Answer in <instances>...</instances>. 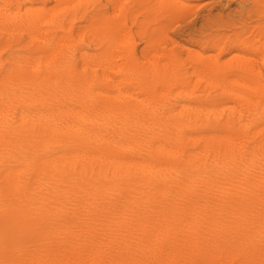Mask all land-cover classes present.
Listing matches in <instances>:
<instances>
[{
  "label": "bare ground",
  "instance_id": "1",
  "mask_svg": "<svg viewBox=\"0 0 264 264\" xmlns=\"http://www.w3.org/2000/svg\"><path fill=\"white\" fill-rule=\"evenodd\" d=\"M129 1L127 3H129ZM48 2H50V1L48 0ZM104 2H103V4H104ZM260 2H262V1L261 0H254V7H253L254 9L250 8V11L252 12L251 9H253L256 13L258 11L264 12V4L259 5ZM83 3H85V2H83ZM96 3H97V0H96ZM193 3L188 1V0H138V5H140L142 7L146 6V7L150 8L152 6V7L159 8L160 10L161 9L166 10L163 13L162 19H164L166 21L169 20V21H167L168 23L165 21L166 24L162 23L163 24L162 26L160 25L162 28H165V29L167 26L172 25L174 21L183 20L184 18H186L187 16L192 14L194 12L192 7L195 4V3L194 4ZM22 4L23 3H21V5ZM108 4H111V3H108ZM92 5H93V3H92ZM100 5H101V3H100ZM22 6H24V4ZM47 6L48 5H46V7ZM105 6H108V5L105 4ZM110 6H112V5H110ZM15 7H18V6H15ZM84 7H85V5H84ZM196 8H195V10H196ZM105 9H106V7H105ZM123 9H124L123 11H125V8H123ZM100 10H101V8H100ZM120 10L122 12V9H120ZM140 10H142V9H140ZM148 10H146V11H148ZM79 11H77V12H79ZM82 11H83V9H82ZM68 12H69V10H68ZM88 12H89V10H88ZM92 12H94V11L92 10ZM115 12H116V10H115ZM241 12H242V10H240V14H241ZM107 13H109V12H107ZM56 14H58V13L56 12ZM69 14L72 15V12ZM252 14H253V12H252ZM17 15H19V14H17ZM135 15H137V14H135ZM109 16H110V14H109ZM113 16H115V15H113ZM62 17H64V15ZM122 17L123 18L121 21V25H122L121 29L124 28V30H125V25L127 24L130 17L127 14L122 15ZM220 17H218V18H220ZM256 17L258 18V16H256ZM89 18H87V19H89ZM132 18H133V16H132ZM189 18H190V16H189ZM195 18H196V16H195ZM156 19H158V17ZM187 19H188V17H187ZM243 19L244 18H242V20ZM59 20L60 19H58L56 21H59ZM132 20H134V19H132ZM68 21H69V19H68ZM73 21H74V18H73ZM107 21H109V20H107ZM139 21L141 22V20H139ZM219 21H220V19H219ZM222 21H223V19H222ZM153 22H154V20H153ZM228 23H230V22H228ZM84 24H86V23H84ZM147 24L148 23H146V25ZM68 25H70V24H68ZM71 25H72V23H71ZM146 25H145V27H146ZM238 25L239 24H237V26ZM94 26L96 27V24ZM98 26H99V24H98ZM108 26H110V25H108ZM150 26H152V24ZM57 27L59 29L60 26H57ZM128 27H130V25ZM217 27H219V26H217ZM34 28H35V26H34ZM79 28H82V27H79ZM104 28H102V29H104ZM107 28H109V27L106 26V29ZM254 28H256V27L254 26L252 30H254ZM60 29H62V28H60ZM72 29L74 30L75 28H72ZM82 29H86V28H82ZM98 29H100V28H98ZM144 29L145 28H143V30ZM137 30H139V29H137ZM154 30L155 29H153V31H150V32L152 33V32H154ZM164 30H163V32H164ZM168 30H170V29H168ZM229 30H231V29H229ZM62 31H61V34H62ZM69 31L71 32V29H69L67 32H69ZM140 31H141V29H140ZM160 32H162V31H160ZM239 32H238V34H239ZM4 33H6V32H4ZM33 33H34V31H33ZM73 33H75V32H73ZM141 33L142 32H140L139 34H141ZM207 33H210V32L208 31ZM215 33H216V31H215ZM255 33H256V31H255ZM260 33H261V30H260ZM260 33L258 32L257 34L260 35ZM6 34H8V33H6ZM102 34H104V33H102ZM113 34H114V32H113ZM163 34H161V35H163ZM227 34H229V33H227ZM65 35H66V33H65ZM86 35H88V33ZM134 35H135V32H134ZM144 35H146V34H144ZM156 35L158 36V32H157V34H155V37H156ZM221 35H222V33H221ZM259 35L257 38H259ZM261 35H262V33H261ZM93 36L95 37V35H93ZM153 36H154V34H153ZM145 37H143V39ZM169 38H170V40H173L172 37H169ZM174 38H176V37H174ZM248 38L249 37L242 39L237 44L241 45V44H245V43L249 42ZM54 39L55 38L53 36L49 37V40H50L49 42H51V43L54 42V46H55V41H53ZM80 39H82V38L80 37ZM162 39H164V38H162ZM134 40H135V37H134ZM215 40H217V39H215ZM215 40H213V41H215ZM96 41H98V40H96ZM112 41H114L113 42L114 44L110 50L108 49L110 51L109 52L110 56H109V58L106 59L107 62H105L106 60H104L105 64H108L110 69H112V71H113L112 73H109V74H106L105 76H103L104 79H106L107 81L110 80L109 83L111 82V80L114 81L113 80L114 78L116 79L115 74H113V73L122 71L125 68V66L129 65L130 62H132L133 60H135V61L137 60L136 58L134 59V57H137V56H135V48L133 47L134 44L131 43L132 39H131V42H129V39L126 42L124 41V39H121V41L124 42V44H122V45H119L118 41H115V40H112ZM161 42H160V46H161ZM167 42L168 41L166 40V43ZM45 43H47V42H45ZM163 43H165V42L163 41ZM47 44H49V43H47ZM86 44H84V47ZM131 44H133L132 47L128 48L129 46H131ZM179 44L181 45L182 42ZM207 44H208V41H207ZM157 45H159V44H157ZM180 45H178V46H180ZM210 45H211V43H210ZM218 45H219V43H218ZM185 46H186V44H185ZM46 47H48V46L46 45ZM76 48H77V46H76ZM155 48L156 47H154L153 51L155 50ZM164 48H166V47H164ZM171 48H174V50H175L174 46ZM188 48L186 46V50ZM70 49H72V48H70ZM77 49H79V48H77ZM82 49H83V47H82ZM94 49H95V47H94ZM101 49H102V47H101ZM168 49H167V51H168ZM258 49H259V45L257 43H254L253 51L258 52ZM44 50H46V48ZM79 50H81V49H79ZM39 51L41 52V50H39ZM63 51H66V50H63ZM81 51H83V50H81ZM88 51L90 52V49H88ZM91 51H93V49ZM195 51H197V50H195ZM233 51H235V50H233ZM141 52H142V50H141ZM162 52H163V50H162ZM184 52H185V50H184ZM228 52H227V54H228ZM23 53H26V52H23ZM75 53H76V51H75ZM145 53L146 52H144V55H145ZM194 53H196V52H194ZM71 54H73V53H70V56H71ZM81 54H84V53L82 52ZM94 54H95V52H94ZM163 54H164V52H163ZM237 54H241V53L237 52ZM18 55H20V54H18ZM93 55H91V56H93ZM122 55H125V58H126V60L124 62H121L120 58H119V56H122ZM139 55H140V53H139ZM177 55H178V53H177ZM177 55H173L171 57V59L168 58V59H170V61H168L165 64V66L162 70L165 71V73L166 72L171 73V77H170V79H168V83H167L168 86H170V91H168V92L173 93L174 91H178L176 96H178V94L182 96V94H183L182 92H184V90H185L186 76L185 77L182 76L184 65L181 64V61L180 62L178 61ZM180 55H178V57ZM62 56L64 58V55H62ZM96 56L97 55H95V57ZM186 56H188V55L186 54ZM193 56H191V57L193 58ZM79 57H81V56H79ZM247 57H250V56H248V54H247ZM60 58H62V57L60 56ZM73 58H76V57H73ZM94 58H93V60L95 61V63L99 62V61L95 60L97 58H95V59ZM146 58H148V57H146ZM153 58L155 59V57H153ZM158 58L159 57H157V59ZM232 58H234L233 63L231 62V63H226V64L222 65L220 62L221 61L220 60V53H218V52H217V54H213V53L207 54V53H202V52L198 53V57H197L198 60H196L194 62H198V61L201 62L202 61V63H203V61L205 60V61H207V63H204L201 67L197 64L199 67H195V71L199 75H206L207 74L209 76H212L215 78V80L217 77H220L221 80L223 82H226L227 84H228L227 81L230 77H234V79H232L234 81L247 82V83H245L247 89L244 87L245 85L242 84L243 87L245 88V90L241 91L242 92L241 95H243V97H244V95L247 94V96L245 95L247 102L249 100L251 102H253L255 104L254 106H256L257 109L259 107L263 106V112H264V83H263L264 81H262V78H264V56L261 59H255V58H252V55H251L250 58H247V59L243 58L241 60H238L237 62H235V57H232ZM7 59L8 58H6V61H7ZM77 59H82V58H77ZM149 59H150V57H149ZM227 59H226V61H227ZM102 60H103V58H102ZM102 60H100L101 61L100 63L103 62ZM16 61L18 62V60H16ZM41 62H44V61H41ZM48 62H50L49 59H48ZM83 62H85V60ZM138 62H139V60H138ZM139 63L141 64V61ZM153 63H155V62H153ZM161 63H162V61H161ZM222 63H225V62H222ZM0 64H2V63H0ZM59 64H61V63H59ZM131 65L132 64H130V66ZM141 65H139V67ZM143 65H145V64L143 63ZM7 66H9V65H7ZM28 66H29V64H28ZM86 66H88V68H89L90 65H86ZM151 66L152 65H150L149 68ZM189 66H192V65H189ZM54 67H56V66H54ZM156 67H157V65H156ZM94 68H96V67H94ZM128 68H129V66H128ZM128 68H127V70H129ZM82 69H83V63H82ZM102 69H103V67H102ZM102 69H101V71H104V69L103 70ZM73 70H75V69H73ZM144 70H146V68ZM184 70L187 71L188 69H184ZM67 71L68 70H66L65 72H67ZM147 71H148V69H147ZM147 71H145V72H147ZM45 72H46V70H45ZM45 72L43 71L44 74H45ZM47 72H48V70H47ZM69 72L70 71H68V73ZM73 72L74 71H72V73ZM80 72H79V75H80ZM106 73H108V72H106ZM170 73H169V75H170ZM245 73L256 75L258 77H255V79H247L245 81L241 80L242 79L241 77H243V75ZM47 74L48 73H46V76H47ZM92 74H94V73H92ZM187 74H185V75H187ZM191 74H192V72H191ZM53 75H55V74H53ZM73 75H75V74L73 73ZM125 75H127V74H125ZM162 75H164V74H162ZM162 75H161L160 79H162ZM48 76H50V75L48 74ZM92 76H94V75H92ZM150 76H151V74H150ZM245 76H246V74H245ZM74 77H76V76H74ZM79 77H76V78H79ZM97 77H99V76H96V78ZM139 77H141L140 74H139ZM14 78H13V80H14ZM43 78H45V77L43 76ZM43 78L40 77L39 80H42ZM52 78H53V76H52ZM52 78L50 80H53ZM56 78H57V76H56ZM66 78H67V75H66ZM86 78H87V76L85 77V79ZM100 78H102V77L100 76ZM151 78L152 77H150V80H151ZM166 78H169V76H166ZM243 78H245V77H243ZM31 79H33V78H31ZM62 79H60V80H62ZM68 79L71 80V78H68ZM73 79H75V78H73ZM87 79L91 81V79H89V78H87ZM118 79H120V78H118ZM152 79H154V77ZM39 80H37V81L41 82ZM77 80L79 82L80 79H77ZM106 80L104 81L102 78L101 81L106 82ZM156 80H157V78H156ZM196 80H198V78ZM28 81H29V79H28ZM55 81H57V79ZM58 81H59V78H58ZM97 81H98V79H97ZM161 81L163 82V86H165L166 84L164 85V80H161ZM8 82H9L8 76H4L2 79L0 77V86L5 85ZM82 82H83L82 84L85 83L84 81H82ZM86 82H88V81H86ZM144 82H145L144 83L145 86H148V87L144 86L145 87L144 91H146V92L148 91V93L151 95V97H150V95H146V92L141 90L142 88H140L141 91H138V86L135 84L132 86L131 84H129L128 81H126V83H127L126 86L123 85L122 80H118L116 82H113V84H112L113 88L111 87L112 89L109 88V90H106V91L105 90H101V91L93 90L94 87H96L100 84V83H98V84L93 83L87 87L86 92L83 91L85 93H82V92L80 93V94H82V99L80 100V103H77L81 106V108L79 110H76L77 105H74L76 102H78L77 100L79 99L78 95H76L74 97H70L68 99L58 101V102L64 103V105L67 107L65 109L61 108L62 110L60 113L55 114L56 113L55 110L54 111H49V110L46 111L45 110L46 112L43 111L38 116H33L31 114L30 110H27L26 108L23 109L24 107L21 108V106H24L26 104H30V102H28V100H26V99L23 100L22 98H21L22 99L21 100L18 97V95H16V94L11 93V92L10 93H7V92L4 93V91H3L5 96H7V97H5L4 94L0 91L1 94H3V96H4V98H1L2 96L0 95L1 96L0 97V124H1L0 125V166L1 165H5V166L7 165L8 168L5 167L6 170H11V168L14 170L13 174L11 173L9 178L7 176L2 178L3 181L8 179L10 184H12V188H13L12 192H7V190L4 189L6 187L2 188L4 190H3V193L1 196L2 205H0V208H1L0 209V224H1V227L4 228L9 233V235H7L8 237H7V241H6L8 244V255L6 256V261H4L5 264H224V263L232 264L235 262L237 257H238V259L242 258V257H243V259L246 258L245 260H248L249 258L252 257V256L249 257L251 252L249 253V251L246 249V247L248 246L249 236L244 235L242 233L231 235L230 233H227V232H230L232 230L231 232L233 234V232H234L233 230H235V229L241 230V229H246V228H248V229L254 228L255 229L256 227H259V226L264 227V136L261 137V135H260L261 132H256L254 134H251L250 131L248 130L249 128L247 127L248 123L249 122L251 123V120L254 119L253 116H255V115L252 116L253 119L248 118V120L247 119L245 120V118H243V116H242L243 114L240 115L239 113H238V116H236L237 115V113H236V115H234V116L232 115V116L228 117L229 122L233 121V122L238 123L240 125V129H241L240 131L218 132L220 129L218 131H214L211 128L213 130V132L210 130L211 133L209 132L208 134H206L203 131L202 135L194 136L192 134H195V132L192 129H194L197 125H199V128H200V126L201 127L206 126L209 123H203L202 122L199 124L198 119L195 118V116H192L193 114L192 115L188 114L187 116H185L184 110H188V108H190L191 101H188V99H186V100L185 99H181V100L177 99L174 102H170L171 103L170 104L168 100H169L171 95L169 96L168 93H167L168 95H164L165 93L163 94V97L165 99H163V98L157 99V98H155V94H154V96L152 94H153V91L158 88V85L152 83L153 81H151V83H150L149 80L144 81ZM154 82H155V80H154ZM162 82H161V84H162ZM203 82H205V81H203ZM27 83H24V84H27ZM79 83H81V82H79ZM31 84H32V82H31ZM10 85H12V84H9V86ZM16 85H18V84L16 83ZM47 85H48V83H47ZM86 85H88V83H86ZM140 85H142V84H140ZM208 85H211V84H208ZM242 85H240V86H242ZM32 86H31V88L33 89ZM45 86H46V84H45ZM79 86L81 89L82 88L81 85H79ZM84 86H85V84H84ZM222 86H223V84H222ZM36 87H37V85H36ZM61 87H63V86H61ZM99 87H100V85L98 86V88ZM192 87H193V85H192ZM217 87H219V86H217ZM228 87H226V88H228ZM209 88H210V86H209ZM216 88H215V91H216ZM222 88H221V90H217V91H222ZM226 88L225 89L223 88V89L226 91L227 90ZM251 88L253 89V92L249 91V90H252ZM51 89H53V88H51ZM57 89H59V88H57ZM80 89L77 88V90H80ZM150 89L153 91H151ZM23 90L21 91L22 93H23ZM35 90H37V89H35ZM42 90H43V88H42ZM42 90H40V91L42 92ZM92 90L94 92L97 91L98 93H102L101 95H103V97H101V98L95 97L94 95H92ZM234 90H236V89H234ZM202 91H203V89H202ZM38 92L39 91H37V94H38ZM157 92H159V90ZM190 92H191V90H190ZM207 92H209V90ZM56 93H57V91H56ZM161 93H158L156 95H158V97H159V95ZM213 93H211V94H213ZM217 93H220V92H217ZM37 94H36V96H38ZM72 94L73 93H71V95ZM186 94H187V92H186ZM205 94H207V93L205 92ZM64 95H63V97H64ZM193 96L197 97V95H193ZM26 97H27V95H26ZM51 97H53V96H51ZM51 97H49V98H51ZM153 97H154V99H153ZM194 97H192V98H194ZM233 97H235V95ZM247 97H248V99H247ZM23 98H24V96H23ZM57 98L59 99V97H57ZM183 98H185V97H183ZM187 98H188V96H187ZM202 98H204V97H202ZM230 98H232V96ZM235 98H237V96ZM249 98H251V99H249ZM161 99H163V100H161ZM198 99H200V98H198ZM243 100H244V98H243ZM246 100H244V101H246ZM166 101H168V102H166ZM198 101H200V100H198ZM206 101H207V99H206ZM208 101H210V100H208ZM211 101H212V98H211ZM217 101H220V100H217ZM224 101H226V100L224 99ZM232 101H233V99H231L230 103ZM244 101H242V102H244ZM175 102L177 104L181 105L180 110H178L179 108L177 107L178 108L177 112L175 109H174L175 111L173 110V106H172V104L176 105ZM201 102H202V99H201ZM36 104H38V103H36ZM226 104H228V103H226ZM246 104L249 107L250 104H248V103H246ZM244 105H245V103H244ZM46 106H47V104H46ZM65 106H63V107H65ZM201 106H203V105H201ZM210 106L211 105H209V107ZM212 106H216V105L213 104ZM147 107H149L150 109L148 110V112L145 113L144 111ZM203 107L205 108V106H203ZM204 108L201 107L200 110L202 111V109H204ZM229 108H231V107H229ZM232 108H234V107H232ZM243 108L245 110H249L248 108L246 109V106ZM254 108L255 107H253V111L255 110ZM34 109H36V108H34ZM193 109L195 110V108H193ZM196 109H197V107H196ZM207 109L203 111L205 115L207 114V112L205 113V111H208ZM209 109L211 110L213 108H209ZM217 109H215V110L213 109L215 112L214 111H212V112L215 114ZM223 109L221 110V112L223 111ZM190 110H188V111H190ZM137 112L141 114V116L138 119L134 118V115ZM217 112H219V111H217ZM249 112H250V110H249ZM254 112H255L254 114H256V111H254ZM64 113H66V114L67 113H76L77 115H79V119L74 120L69 115L65 116L66 114L64 115ZM148 113H149V115L151 114V116H149ZM258 113H260V112H258ZM140 114H137V115H140ZM244 114H246V113H244ZM137 115H135V116H137ZM215 115H217V114H215ZM197 116H199V115H197ZM206 117H210V115L205 116V118ZM211 117H212V115H211ZM249 117H251V116H249ZM77 118H78V116H77ZM217 118H216V120H217ZM225 118H227V117L225 116L224 119ZM135 119H137V121H134ZM202 121H204V120H202ZM207 121H210V120H207ZM207 121H205V122H207ZM254 121H255V119H254ZM199 122H201V120H199ZM215 125H216V123H215ZM197 127L195 129H197ZM257 128H259V127H257ZM261 128H259V129H261ZM152 129H157V131L159 130V132H160V133L157 132L158 137L154 140L151 138L152 137L151 133L153 132ZM256 129H255V131H256ZM250 130H251V128H250ZM190 131L191 132L193 131L192 134L190 133ZM198 131L200 132V130H198ZM206 132H208V131H206ZM263 135H264V133H263ZM51 151H53V152H51ZM46 155H48L47 159L44 160L46 163V168H44L45 171L44 172L42 171V173H43L42 174L40 172V169L38 168V163L41 159L45 158ZM41 165H42V163H41ZM2 169H3V167H2ZM5 172L6 171H4L3 174ZM8 173H10V172L8 171ZM50 179L52 181H50ZM6 184L9 185L8 183H6ZM189 220H191V227L192 228L197 227V226H202V228L204 227V228H207L210 230H214L212 232L213 233L215 232L214 233L215 235H213V234L212 235H202V236L198 235L196 237L195 236H185L183 238L170 237L167 239H163L164 237H160L162 239H158V241H156V242H158V245H155V247L150 248L148 253H146V254L143 252L144 254H142V255L139 253H134V252L127 253L125 251H122L119 247H117L120 245H116V248H119L116 251L112 249V246H113L112 243L115 240H117L114 237L115 231L117 233L119 231H121L122 229H134V231H135V229H137V228L141 229V231H148L149 229H161L163 231H168V227L170 224H177L178 226H176V227H180V225H182L185 221H189ZM261 231L262 230H260V232ZM196 232H198V231H196ZM212 232H210V233H212ZM251 233H253V232H251ZM133 235H135V234H133ZM137 236H138V234H137ZM118 238H120V237H118ZM131 238H130V243L132 241ZM127 240H128L127 242L129 243V239H127ZM257 241H259V240H257ZM121 242H123V238H122V241H119L117 243H121ZM134 242H135V240H134ZM126 243H124V244H126ZM131 245L132 244H130V246ZM160 245H162L163 247H160ZM237 246H239V247L236 249ZM234 247L237 250V252L234 251ZM161 249H163V250H161ZM253 249L255 250L256 248H253ZM136 252H138V251H136ZM257 253L260 254L259 252H257ZM240 260H242V259H240ZM247 262H249V261H247ZM247 262H244V264H247ZM250 262L254 263L255 261L254 262L250 261ZM236 263H237V260H236ZM240 264H242V263H240ZM259 264H262V263H259Z\"/></svg>",
  "mask_w": 264,
  "mask_h": 264
},
{
  "label": "rangeland",
  "instance_id": "2",
  "mask_svg": "<svg viewBox=\"0 0 264 264\" xmlns=\"http://www.w3.org/2000/svg\"><path fill=\"white\" fill-rule=\"evenodd\" d=\"M0 77L1 79L4 77V76H8L9 78V82L5 85H1L0 86V91L3 93L7 92V93H14L16 95H18V97L21 99H26L28 100V102H30V104H26L24 106H21V108L23 109H27V110H30L31 114L33 116H38L41 114V112H46V111H54L55 110V114L57 113H60L62 109H65L67 108L64 103L62 102H58V101H62L64 99H68L70 97H74L76 95H78V102H76L74 105H77V108L76 110H79L81 108V106L77 103H80V100L82 99V94H80L81 92L82 93H85L86 92V89L88 86H90L91 84L93 83H100V87L98 88V86L94 87L93 90H97V91H101V90H109L112 89V84L113 82H116L118 80H122V83L124 86H126V81L129 82V84H131L132 86L135 84L138 86V91H144L145 87H148V86H145V82L144 81H147L149 80L150 83L151 81H153L152 83L154 84H157L158 85V88L156 90H151L153 91V96L155 94V98H163V94L164 95H168L170 96L169 98V103L170 102H174L175 100L177 99H188V101H191V104H190V108H188V110H184L185 112V116H187L188 114H193L192 116H195V118L198 119V123H209L208 125L206 126H200L199 128V125H197V129H192L194 130L195 134H192V132L190 131V133L194 136H198V135H202L203 134V131L204 133L208 134L209 132L211 133V131L213 132L214 131H219L218 132H228V131H240V125L238 123H235L233 121H230L229 122V118L230 116H238V113L240 115L243 116V118H245V120L248 118H252L254 117L253 120H251V123L249 122L248 123V130L250 131L251 134H254L256 132H261V137L264 136L263 133H264V112H263V106L259 107L258 110L256 106H254L255 104L253 102H251L250 100L247 102L246 100V97L245 95L247 96V94L244 95H241V91L245 90L246 88V85L245 83L247 82H238V81H234L232 79H234V77H230L228 79V84L226 82H223L221 80L220 77H217L216 80L214 77L212 76H209V75H199L197 74V72L195 71V67H201L204 63H207V61H198V62H194L197 59L198 57V53H207V54H217L220 53V62L221 64H226V63H233L234 62V58L232 57H235V62H237L238 60H241V59H247V58H250L251 55H252V58H255V59H261L263 56H264V12L263 11H258L257 13L253 10L254 8V0H188L190 2H194L193 4V10L194 12L192 14H190V18L189 16L188 19L187 17L184 18L183 20H180V21H172L173 24L170 25V26H167L166 29L165 28H162L161 26L163 25L162 23L166 24L164 19H162V16H163V13L164 11L166 10H160L159 8H156V7H146V6H140L138 5V0H97V3H96V0H49L50 2H48V0H0ZM3 1V2H2ZM33 1V2H32ZM46 1V2H45ZM82 1V2H81ZM105 1V2H104ZM129 1V3H127ZM262 2L259 3V5L261 4H264V0H261ZM67 2V3H66ZM79 2V3H78ZM81 2V3H80ZM85 2V3H83ZM93 5H92V3ZM104 2V4H103ZM115 2V3H114ZM133 2V3H132ZM135 2V3H134ZM8 3V4H7ZM21 3L24 4V6L21 5ZM27 3V4H26ZM38 3V4H37ZM70 3V4H69ZM101 3V5H100ZM108 3H111V4H108ZM197 3V4H196ZM3 4V5H2ZM10 4V5H9ZM58 4V5H57ZM61 4V5H60ZM69 4V5H68ZM108 5V6H105ZM2 5V6H1ZM46 5H48L46 7ZM60 5V6H59ZM81 5V6H80ZM85 5V7H84ZM87 5V6H86ZM91 7H90V6ZM97 5V6H96ZM112 5V6H110ZM120 5V6H119ZM198 5V6H197ZM5 6V7H4ZM15 6H18V7H15ZM44 6V7H43ZM59 6V7H58ZM66 6V7H65ZM110 6V7H109ZM128 6V7H127ZM195 6V7H194ZM27 7V8H26ZM55 7V8H54ZM64 7V8H63ZM75 7V8H74ZM82 7V8H81ZM88 7V8H87ZM93 7V8H92ZM95 7V8H94ZM106 7V9H105ZM116 7V8H115ZM122 7V8H121ZM198 9H197V8ZM7 8V9H6ZM12 8V9H11ZM18 8V9H17ZM54 8V9H53ZM68 8V9H67ZM101 8V10H100ZM110 8V9H109ZM125 8V11H123ZM196 8V10H195ZM250 8H253L251 9L252 12L250 11ZM21 11H20V10ZM57 9V10H56ZM61 9V10H60ZM83 9V11H82ZM105 9V10H104ZM112 9V10H111ZM116 12H115V10ZM122 9V12L121 10ZM127 9V10H126ZM142 9V10H140ZM149 9V10H148ZM244 9V10H243ZM23 10V11H22ZM32 10V11H31ZM69 10V12H68ZM80 10V11H79ZM87 10V11H86ZM89 10V12H88ZM92 10L94 12H92ZM148 10V11H146ZM199 10V11H198ZM240 10H242L241 14H240ZM54 11V12H53ZM74 11V12H73ZM79 11V12H77ZM85 11V12H84ZM91 11V12H90ZM112 11V12H111ZM136 11V12H135ZM248 11V12H247ZM56 12L58 14H56ZM60 12V13H59ZM72 12V15L69 14ZM77 12V13H76ZM96 12V13H95ZM106 14H105V13ZM109 12V13H107ZM118 12V13H117ZM120 12V13H119ZM127 14L130 18L127 22V24L125 25V30L124 28L121 29V21H122V15H125ZM161 12V13H160ZM201 12V13H200ZM232 12V13H231ZM49 13V14H48ZM90 13V14H89ZM112 13V14H111ZM123 13V14H122ZM195 13V14H194ZM199 13V14H198ZM256 13V14H255ZM19 14V15H17ZM77 14V15H76ZM81 14V15H80ZM85 14V15H84ZM108 14V15H107ZM110 14V16H109ZM122 14V15H121ZM137 14V15H135ZM232 14V15H231ZM252 14V15H251ZM255 14V15H254ZM58 15V16H57ZM64 15V17H62ZM71 15V16H70ZM75 15V16H74ZM115 15V16H113ZM150 15V16H149ZM224 15V16H223ZM14 16V17H13ZM73 16V17H72ZM107 16V17H106ZM133 16V18H132ZM194 18H193V17ZM196 16V18H195ZM198 16V17H197ZM221 16V17H220ZM250 16V17H249ZM252 16V17H251ZM255 16V17H254ZM258 16V18L256 17ZM9 17V18H8ZM19 17V18H18ZM47 17V18H46ZM60 17V18H59ZM67 17V18H66ZM83 17V18H82ZM90 17V18H89ZM105 17V18H104ZM109 17V18H108ZM112 17V18H111ZM140 17V18H139ZM146 17V18H145ZM158 17V19H156ZM208 17V18H207ZM220 17V18H218ZM225 17V18H224ZM233 17V18H232ZM235 17V18H234ZM244 18L242 20V18ZM31 18V19H30ZM73 18H74V21H73ZM89 18V19H87ZM104 18V19H103ZM213 18V19H212ZM216 18V19H215ZM239 20H238V19ZM246 18V19H245ZM60 19L59 21H56ZM69 19V21H68ZM76 19V20H75ZM79 19V20H78ZM82 19V20H81ZM111 19V20H110ZM116 19V20H115ZM120 19V20H119ZM134 19V20H132ZM151 19V20H150ZM156 19V20H155ZM196 19V20H195ZM210 19V20H209ZM220 19V21H219ZM223 19V21H222ZM16 20V21H15ZM24 20V21H23ZM46 20V21H45ZM63 20V21H62ZM71 20V21H70ZM78 20V21H77ZM109 20V21H107ZM141 20V22L139 21ZM154 20V22H153ZM227 22H226V21ZM236 20V21H235ZM20 21V22H19ZM24 23H23V22ZM31 21V22H30ZM37 21V22H36ZM68 21V22H67ZM73 21V22H72ZM138 21V22H137ZM151 21V22H150ZM169 21V20H167ZM166 21V22H167ZM189 21V22H188ZM2 22V23H1ZM43 22V23H42ZM108 22V23H107ZM112 22V23H111ZM119 22V23H118ZM180 22V23H179ZM220 22V23H219ZM230 22V23H228ZM239 22V23H238ZM261 22V23H260ZM48 23V24H47ZM72 23V25H71ZM86 23V24H84ZM146 23H148L146 25ZM161 23V24H160ZM168 23V22H167ZM193 23V24H192ZM215 23V24H214ZM51 26H50V25ZM70 24V25H68ZM88 24V25H87ZM96 24V27L94 26ZM99 24V26H98ZM101 24V25H100ZM105 24V25H104ZM107 24V25H106ZM133 24V25H132ZM152 24V26H150ZM157 24V25H156ZM176 24V25H175ZM219 24V25H218ZM235 26H234V25ZM237 24H239L237 26ZM24 25V26H23ZM76 25V26H75ZM90 25V26H89ZM110 25V26H108ZM130 25V27H128ZM146 25V27H145ZM155 25V26H154ZM161 25V26H160ZM181 25V26H180ZM225 25V26H224ZM227 25V26H226ZM230 25V26H229ZM261 25V26H260ZM35 26V28H34ZM47 26V27H46ZM57 26H60L59 29ZM62 26V27H61ZM68 28H67V27ZM73 26V27H72ZM75 26V27H74ZM98 26V27H97ZM102 26V27H101ZM106 26L109 27L106 29ZM144 26V27H143ZM172 26V27H171ZM213 26V27H212ZM219 26V27H217ZM222 26V27H221ZM245 26V27H244ZM256 27L253 29V27ZM39 27V28H38ZM57 27V28H56ZM79 27H82V28H86V29H82V28H79ZM105 27V28H104ZM128 29H127V28ZM145 28L143 30V28ZM216 27V28H215ZM221 27V28H220ZM248 27V28H247ZM49 28V29H48ZM51 28V29H50ZM62 28V29H60ZM72 28H75L74 30ZM92 28V29H91ZM100 28V29H98ZM104 28V29H102ZM158 28V29H157ZM160 28V29H159ZM172 28V29H171ZM262 28V29H261ZM69 29H71V32H67ZM133 29V30H132ZM136 29V30H135ZM139 29V30H137ZM141 29V31H140ZM150 29V30H149ZM154 32H150V31H153ZM165 29V30H164ZM170 29V30H168ZM207 29V30H206ZM217 29V30H216ZM231 29V30H229ZM237 29V30H236ZM251 29V30H250ZM258 29V30H257ZM44 30V31H43ZM63 30V31H62ZM66 32H65V31ZM91 30V31H90ZM106 30V31H105ZM108 30V31H107ZM110 30V31H109ZM127 30V31H126ZM164 30V32H163ZM167 30V31H166ZM222 30V31H221ZM225 30V31H224ZM235 30V31H234ZM260 30H261V33H260ZM20 31V32H19ZM31 31V32H30ZM34 31V33H33ZM61 31H62V34H61ZM80 31V32H79ZM117 31V32H116ZM130 31V32H129ZM133 31V32H132ZM162 31V32H160ZM206 31V32H205ZM210 32V33H207V32ZM216 31V33H215ZM240 31V32H239ZM242 31V32H241ZM252 31V32H251ZM256 31V33H255ZM8 34H6V33ZM23 32V33H22ZM28 32V33H27ZM52 34H51V33ZM75 32V33H73ZM107 32V33H106ZM114 32V34H113ZM122 32V33H121ZM134 32H135V36L134 35ZM140 32H142L141 34H139ZM144 32V33H143ZM149 34H148V33ZM158 32V36L156 35L155 37V34H157ZM166 32V33H165ZM171 32V33H170ZM214 32V33H213ZM233 32V33H232ZM239 32V34H238ZM250 32V33H249ZM260 33L257 34V33ZM21 33V34H20ZM66 33V35H65ZM69 33V34H68ZM81 35H80V34ZM83 33V34H82ZM88 33V35H86ZM104 33V34H102ZM138 33V34H137ZM163 35H161V34ZM222 33V35H221ZM225 33V34H224ZM229 33V34H227ZM28 34V35H27ZM54 34V35H53ZM59 34V35H58ZM73 36H72V35ZM122 34V35H121ZM126 34V35H125ZM146 34V35H144ZM154 34V36H153ZM166 34V35H165ZM238 34V35H237ZM56 35V36H55ZM58 35V36H57ZM90 35V36H89ZM95 35V37L93 36ZM105 35V36H104ZM117 35V36H116ZM129 35V36H128ZM133 35V36H132ZM144 35V36H143ZM151 35V36H150ZM162 37H161V36ZM170 35V36H169ZM174 35V36H173ZM214 35V36H213ZM219 35V36H218ZM226 35V36H225ZM233 35V36H232ZM236 35V36H235ZM241 35V36H240ZM259 35V38H257ZM53 36L55 39L53 41H55V46H54V42L51 43L49 42V37ZM72 36V37H71ZM99 36V37H98ZM123 36V37H122ZM146 36V37H145ZM160 36V37H159ZM224 36V37H223ZM252 36V37H251ZM39 37V38H38ZM68 37V38H67ZM71 37V38H70ZM80 37L82 39H80ZM103 37V38H102ZM118 37V38H117ZM134 37H135V40H134ZM143 37H145L143 39ZM150 37V38H149ZM154 37V38H153ZM169 37H172L173 40H170ZM176 37V38H174ZM210 37V38H209ZM212 37V38H211ZM214 37V38H213ZM219 37V38H218ZM224 39H223V38ZM249 37V42L245 43V44H241V45H238L237 43L240 42L242 39L244 38H247ZM34 38V39H33ZM57 38V39H56ZM112 38V39H111ZM129 39V42H131V39H132V42L134 44V48H135V56L137 57H134V59L136 58L137 62L135 60H133L132 62L129 63V65L125 66V68L120 71V72H115L113 74H115V77L116 79L114 78L111 82L109 83L110 80H106L104 79L103 76H105L106 74H109V73H112V69H110V67L108 66V64H105V62H107V58H109L110 56V49L112 48L113 46V42L112 40H115V41H118V44L119 45H122L124 44V42L121 41V39H124V41L126 42L128 39ZM164 38V39H162ZM206 40H205V39ZM253 38V39H252ZM68 39V40H67ZM111 39V40H110ZM117 39V40H116ZM154 39V40H153ZM177 39V40H176ZM217 39V40H215ZM220 41H219V40ZM3 40V41H2ZM13 40V41H12ZM72 40V41H71ZM89 40V41H88ZM94 40V41H93ZM98 40V41H96ZM140 40V41H139ZM142 40V41H141ZM147 42H146V41ZM160 40V41H159ZM165 43H163V41ZM166 40L168 41L166 43ZM205 40V41H204ZM211 40V41H210ZM215 40V41H213ZM5 41V42H4ZM44 43H43V42ZM100 41V42H99ZM121 43H120V42ZM162 41V42H161ZM182 42V44L180 45L179 43ZM203 41V42H202ZM207 41H208V44H207ZM223 41V42H222ZM233 43H232V42ZM49 44H47V43ZM143 42V43H142ZM159 42V43H158ZM160 42H161V46H160ZM222 42V43H221ZM230 42V43H229ZM11 43V44H10ZM51 43V44H50ZM72 43V44H71ZM87 43V44H86ZM149 43V44H148ZM159 45H157V44ZM177 43V44H176ZM204 43V44H203ZM211 43V45H210ZM217 43V44H216ZM219 43V45H218ZM254 43H257L259 45V49H258V52H254L253 51V45ZM261 43V44H260ZM70 44V45H69ZM78 44V45H77ZM84 44L85 47H84ZM105 44V45H104ZM129 46L128 48L132 47V45ZM163 44V45H162ZM184 44V45H183ZM187 46V50H186V46ZM202 44V45H201ZM40 45V46H39ZM46 45L48 47H46ZM63 45V46H62ZM66 45V46H65ZM68 45V46H67ZM72 45V46H71ZM83 45V46H82ZM139 45V46H138ZM156 45V46H155ZM169 45V46H168ZM180 45V46H178ZM44 46V47H43ZM70 46V47H69ZM79 48L77 49L76 48ZM81 48H80V47ZM89 46V47H88ZM92 46V47H91ZM98 46V47H97ZM155 50L153 51L154 47ZM175 47V50L174 48H171V47ZM184 46V47H183ZM10 47V48H9ZM83 47V49H82ZM87 47V48H86ZM95 47V49H94ZM102 47V49H101ZM110 47V48H109ZM145 49H144V48ZM166 47V48H164ZM183 47V48H182ZM194 49H193V48ZM206 47V48H205ZM221 47V48H220ZM46 48V50L44 49ZM56 48V49H55ZM72 48V49H70ZM75 48V49H74ZM99 48V49H98ZM171 48V49H170ZM203 48V49H202ZM74 49V50H73ZM77 49V50H76ZM88 49H90V52L88 51ZM93 49V51H91ZM98 49V50H97ZM107 49V50H106ZM109 49V50H108ZM41 50V52L39 51ZM44 50V51H43ZM63 50H66V51H63ZM68 50V51H67ZM71 50V51H70ZM96 50V51H95ZM142 50V52H141ZM152 50V51H151ZM164 54H163V52ZM183 50V51H182ZM185 50V52H184ZM192 50V51H191ZM197 50V51H195ZM230 50V51H229ZM235 50V51H233ZM62 51V52H61ZM76 51V53H75ZM105 51V52H104ZM191 51V52H190ZM199 51V52H198ZM226 51V52H225ZM229 51V52H228ZM14 52V53H13ZM19 52V53H18ZM23 52H26V53H23ZM51 52V53H50ZM84 53V54H81V53ZM95 52V54H94ZM108 52V53H107ZM144 52L145 55H144ZM150 54H149V53ZM158 52V53H157ZM160 52V53H159ZM176 52V53H175ZM184 52V53H183ZM187 52V53H186ZM196 52V53H194ZM210 52V53H209ZM225 52V53H224ZM228 52V54H227ZM237 52L241 53V54H237ZM13 53V54H12ZM43 53V54H42ZM47 53V54H46ZM63 53V54H62ZM70 53H73L71 54L70 56ZM97 53V54H96ZM100 53V54H99ZM105 53V54H104ZM140 53V55H139ZM143 53V54H142ZM155 53V54H154ZM166 53V54H165ZM175 53V54H174ZM180 55L178 57V55ZM180 53V54H179ZM183 53V54H182ZM188 56H186V54ZM194 53V54H193ZM235 53V54H234ZM243 53V54H242ZM20 54V55H18ZM22 54V55H21ZM24 54V55H23ZM37 54V55H36ZM68 54V55H67ZM75 54V55H74ZM94 54V55H93ZM137 54V55H136ZM247 54L248 56L250 57H247ZM250 54V55H249ZM13 55V56H12ZM47 55V56H46ZM64 55V58L63 56ZM93 55V56H91ZM95 55H97L95 57ZM103 55V56H102ZM149 55V56H148ZM151 55V56H150ZM154 55V56H153ZM158 55V56H157ZM160 55V56H159ZM173 55H177V58H178V61L180 62L181 61V64L184 65V69H188L187 71L183 69V74L182 76L185 77L186 76V80H185V90L184 92H182V96L185 97L183 98L181 95L178 94V91H174L173 93H169L168 91H170V86H168V79H170L171 77V73L170 72H166L163 71L162 69L164 68L165 64L170 61L171 57ZM194 55V56H193ZM257 57H255V56ZM7 61H6V58ZM19 56V57H18ZM29 56V57H28ZM60 56L62 58H60ZM70 56V57H69ZM76 57V58H73V57ZM81 56V57H79ZM139 56V57H138ZM144 56V57H143ZM164 56V57H163ZM166 56V57H165ZM170 56V57H169ZM190 56V57H189ZM193 56V58L191 57ZM241 56V57H240ZM244 56V57H243ZM69 57V58H68ZM72 57V58H71ZM97 59H95V58ZM101 59H100V58ZM148 57V58H146ZM150 57V59H149ZM155 57V59L153 58ZM157 57H159L157 59ZM185 59H184V58ZM223 57V58H222ZM239 57V58H238ZM259 57V58H258ZM13 58V59H12ZM38 58V59H37ZM50 62H48V59ZM52 58V59H51ZM77 58H82V59H77ZM93 58L99 62L95 63V61L93 60ZM103 58V60H102ZM120 58V61L121 62H124L126 60L125 58V55H122V56H119ZM140 58V59H139ZM170 58V59H168ZM189 58V59H188ZM228 58V59H227ZM20 59V60H19ZM23 59V60H22ZM41 59V60H40ZM58 59V60H57ZM61 59V60H60ZM65 61H64V60ZM67 59V60H66ZM71 59V60H70ZM74 59V60H73ZM77 59V60H76ZM150 61H149V60ZM154 59V60H153ZM158 61H157V60ZM160 59V60H159ZM188 59V60H187ZM225 59V60H224ZM227 59V61H226ZM3 60V61H2ZM18 60V62L16 61ZM37 60V61H36ZM85 60V62H83ZM93 60V61H92ZM102 60L103 62L100 63ZM104 60H106L104 62ZM141 61V64L138 62ZM185 60V61H184ZM229 60V61H228ZM231 60V61H230ZM41 61H44V62H41ZM87 61V62H86ZM91 61V62H90ZM162 61V63H161ZM184 61V62H183ZM188 61V62H187ZM6 62V63H5ZM24 62V63H23ZM31 62V63H30ZM134 62V63H133ZM150 66L152 65L150 68L149 66L146 64V63ZM155 62V63H153ZM190 62V63H189ZM192 62V63H191ZM222 62H225V63H222ZM8 63V64H7ZM13 63V64H12ZM46 63V64H45ZM48 63V64H47ZM61 63V64H58ZM67 63V64H66ZM69 63V64H68ZM82 63H83V69H82ZM86 63V64H85ZM89 63V64H88ZM100 63V64H99ZM138 63V64H137ZM143 63L145 65H143ZM195 63V64H194ZM202 63V64H201ZM29 64V66H28ZM38 64V65H37ZM57 64V65H56ZM79 64V65H78ZM81 64V65H80ZM130 64H132L130 66ZM163 64V65H162ZM199 66H198V65ZM2 65V66H1ZM9 65V66H7ZM68 65V66H67ZM86 65H90L89 68L88 66ZM134 65V66H133ZM137 65V66H136ZM139 65H141L139 67ZM148 67H147V66ZM157 65V67H156ZM162 65V66H161ZM189 65H192V66H189ZM194 65V66H193ZM39 68H38V67ZM43 66V67H42ZM56 66V67H54ZM78 66V67H77ZM93 66V67H92ZM108 66V67H107ZM129 66V68H128ZM146 70H144L145 68ZM160 66V67H159ZM31 69H30V68ZM48 67V68H47ZM67 67V68H66ZM75 67V68H74ZM92 67V68H91ZM96 67V68H94ZM104 69V71H101V69ZM106 67V68H105ZM135 67V68H134ZM137 67V68H136ZM191 67V68H190ZM72 68V69H71ZM86 68V69H85ZM127 68L129 70H127ZM141 68V69H140ZM194 68V69H193ZM70 69V70H69ZM75 69V70H73ZM96 69V70H95ZM102 69V70H103ZM106 69V70H105ZM133 69V70H132ZM139 69V70H138ZM148 69V71H147ZM46 70V72H45ZM48 70V72H47ZM53 70V71H52ZM66 70L70 71L68 73L65 72ZM86 70V71H85ZM88 70V71H87ZM191 70V71H190ZM35 71V72H34ZM37 71V72H36ZM43 71L45 72V74L43 73ZM72 71H74L73 73L75 75H73ZM81 71V72H80ZM83 71V72H82ZM94 73V74H92ZM101 71V72H100ZM110 71V72H109ZM147 71V72H145ZM155 71V72H154ZM157 71V72H156ZM186 71V72H185ZM12 72V73H11ZM56 72V73H55ZM63 72V73H62ZM79 72H80V75H79ZM104 72V73H103ZM108 72V73H106ZM139 72V73H138ZM161 72V73H160ZM192 72V74H191ZM8 73V74H7ZM46 73H48L50 76H46ZM86 73V74H85ZM88 73V74H87ZM117 73V74H116ZM121 73V74H120ZM146 73V74H145ZM170 73V75H169ZM188 73V74H187ZM52 74V75H51ZM55 74V75H53ZM63 76H62V75ZM72 74V75H71ZM82 74V75H81ZM100 74V75H99ZM103 74V75H102ZM127 74V75H125ZM139 74L141 77H139ZM151 74V76H150ZM153 74V75H152ZM159 76H158V75ZM162 75V79H160L161 75ZM187 74V75H185ZM246 74V76H245ZM243 75V77H241L242 79L241 80H247V79H255V77H258L256 75H252V74H248V73H245ZM31 75V76H30ZM33 75V76H32ZM36 75V76H35ZM66 75H67V78H66ZM90 75V76H89ZM94 75V76H92ZM145 75V76H144ZM156 75V76H155ZM189 75V76H188ZM249 75V76H248ZM16 78H14V77ZM43 76L45 78H43ZM53 76V78H52ZM57 76V78H56ZM79 77V78H76V77ZM83 76V77H82ZM87 76V78L91 79L88 80L87 78L85 79V77ZM96 76H99L96 78ZM100 76L103 78L104 81H101L102 78H100ZM125 76V77H124ZM139 78H138V77ZM143 76V77H142ZM154 77V79L151 78L150 80V77ZM166 76H169V78H166ZM192 76V77H191ZM41 78H43L42 80H39ZM47 77V78H46ZM50 77V78H49ZM145 77V78H144ZM249 77V78H248ZM14 78V80H13ZM26 78V79H25ZM33 78V79H31ZM53 79V80H50V79ZM58 78H59V81H58ZM64 80H63V79ZM68 78H71L68 79ZM75 78V79H73ZM84 78V79H83ZM93 78V79H92ZM120 78V79H118ZM147 78V79H146ZM157 78V80H156ZM192 78V79H191ZM198 78V80H196ZM20 79V80H19ZM25 79V80H24ZM29 79V81H28ZM49 79V80H48ZM57 79V81H55ZM62 79V80H60ZM77 79H80L79 83ZM98 79V81H97ZM118 79V80H117ZM129 79V80H128ZM146 79V80H145ZM195 81H194V80ZM214 79V80H213ZM24 80V81H23ZM27 80V81H26ZM37 80L41 81V82H38ZM116 80V81H115ZM143 80V81H142ZM155 80V82H154ZM161 80H164V85L163 86V82ZM188 80V81H187ZM205 82H203V81ZM48 81V82H47ZM61 81V82H60ZM64 81V82H63ZM68 81V82H67ZM84 81L85 83V86L84 84H82ZM88 81V82H86ZM95 81V82H94ZM125 81V82H124ZM194 81V82H193ZM262 81H264V78H262ZM22 82V83H21ZM27 83V84H24V83ZM30 82V83H29ZM32 82V84H31ZM34 82V83H33ZM48 85H47V83ZM52 82V83H51ZM58 82V83H57ZM63 82V83H62ZM67 82V83H66ZM103 82V83H102ZM143 82V83H142ZM157 82V83H156ZM162 82V84H161ZM188 82V83H187ZM202 82V83H201ZM212 82V83H211ZM222 82V83H221ZM16 83L18 85H16ZM38 83V84H37ZM86 83H88V85H86ZM211 84V85H208V84ZM225 83V84H224ZM233 83V84H232ZM264 83V82H263ZM9 84H12L9 86ZM23 86H22V85ZM44 84V85H43ZM46 84V86H45ZM54 84V85H53ZM76 84V85H75ZM111 84V85H110ZM128 84V85H129ZM142 84V85H140ZM202 84V85H201ZM216 84V85H215ZM218 84V85H217ZM223 84V86H222ZM227 84V85H226ZM245 85L243 87V85ZM33 85V86H32ZM37 85V87H36ZM83 88L80 89V86ZM105 85V86H104ZM127 85V86H128ZM161 85V86H160ZM191 85V86H190ZM193 85V87H192ZM197 85V86H196ZM239 85V86H238ZM242 85V86H240ZM7 86V87H6ZM17 86V87H16ZM20 86V87H19ZM31 86L33 87V89L31 88ZM42 86V87H41ZM45 86V87H44ZM54 86V87H53ZM63 86V87H61ZM70 86V87H69ZM145 86V87H144ZM189 86V87H188ZM206 86V87H205ZM210 86V88H209ZM214 86V87H213ZM219 86V87H217ZM221 86V87H220ZM229 86V87H228ZM5 87V88H4ZM15 87V88H14ZM23 87V88H22ZM48 87V88H47ZM76 87V88H75ZM112 87V88H111ZM130 87V86H129ZM162 87V88H161ZM191 87V88H190ZM204 87V88H203ZM217 87V88H216ZM225 89L226 88L227 90L225 91L223 88ZM8 88V89H7ZM13 88V89H12ZM19 88V89H18ZM43 88V90H42ZM53 88V89H51ZM59 88V89H57ZM77 88H79L80 90H77ZM102 88V89H101ZM104 88V89H103ZM140 88H142L140 90ZM203 91H202V89ZM213 90H212V89ZM215 88H216V91L217 90H221L222 88V91H217V92H220V93H217L215 91ZM2 89V90H1ZM8 91H7V90ZM16 89V90H15ZM21 89V90H20ZM24 89V90H23ZM37 89V90H35ZM74 89V90H73ZM196 89V90H195ZM206 89V90H205ZM209 92H207L208 90ZM231 89V90H230ZM236 89V90H234ZM247 89V88H246ZM249 89V88H248ZM252 89V88H251ZM10 90V91H9ZM23 90V93L21 92ZM29 90V91H28ZM33 90V91H32ZM42 90V92L40 91ZM50 90V91H49ZM61 90V91H60ZM65 90V91H64ZM92 90V95H94L95 97H103V95H101L102 93H98L97 91H93ZM159 90V92H157ZM191 90V92H190ZM25 91V92H24ZM36 91V92H35ZM37 91L38 94H37ZM45 91V92H44ZM59 94H57L56 93ZM85 91V92H83ZM164 91V92H163ZM189 91V92H188ZM193 91V92H192ZM196 91V92H195ZM207 94H205V92ZM250 92H253V89L252 90H249ZM0 92V96L1 98H4L3 94H1ZM35 92V93H34ZM50 92V93H49ZM62 92V93H61ZM68 94H66V93ZM76 94H75V93ZM78 92V93H77ZM146 92V91H144ZM162 92V93H161ZM187 92V94H186ZM215 94H214V93ZM234 92V93H233ZM41 93V94H40ZM47 93V94H46ZM53 93V94H52ZM55 93V94H54ZM71 93H73L71 95ZM148 91L146 92V95H150ZM158 93H161L158 97ZM168 93V94H167ZM190 93V94H189ZM195 93V94H194ZM200 93V94H199ZM213 93V94H211ZM232 93V94H231ZM23 94V95H22ZM31 94V95H30ZM36 94L38 96H36ZM46 94V95H45ZM51 94V95H50ZM65 94V95H64ZM192 94V95H191ZM209 94V95H208ZM239 94V95H238ZM27 95V97H26ZM34 95V96H33ZM49 95V96H48ZM62 95V96H61ZM64 95V97H63ZM185 95V96H184ZM190 95V96H189ZM193 95H197V97L193 96ZM208 95V96H207ZM219 95V96H218ZM235 95V97L237 96V98L233 97ZM24 96V98H23ZM53 96V97H51ZM174 96V97H173ZM180 96V97H179ZM188 96V98H187ZM213 96V97H212ZM224 96V97H223ZM232 96V98H230ZM240 96V97H239ZM244 101L243 100V98ZM7 97V96H5ZM38 97V98H37ZM51 97V98H49ZM59 97V99L57 98ZM151 97V95H150ZM178 97V98H177ZM194 97V98H192ZM204 97V98H202ZM220 97V98H219ZM57 98V99H56ZM173 100H172V99ZM200 98V99H198ZM211 98H212V101H211ZM214 98V99H213ZM230 98V99H229ZM6 99V98H5ZM21 99V100H22ZM31 99V100H30ZM33 99V100H32ZM48 99V100H47ZM50 99V100H49ZM154 99V97H153ZM161 99V100H163ZM193 99V100H192ZM201 99H202V102H201ZM205 99V100H204ZM207 99V101H206ZM222 99V100H221ZM224 99L226 101H224ZM231 99H233V101L230 103ZM248 99V97H247ZM251 99V98H249ZM30 100V101H29ZM35 100V101H34ZM47 100V101H46ZM171 100V101H170ZM200 100V101H198ZM210 100V101H208ZM217 100H220V101H217ZM228 100V101H227ZM32 101V102H31ZM58 103H57V102ZM158 101V100H157ZM166 101V102H168ZM215 101V102H214ZM236 101V102H235ZM244 101V102H242ZM38 104H36V103ZM45 102V103H44ZM50 102V103H49ZM159 102V101H158ZM209 102V103H208ZM243 104H242V103ZM250 102V103H249ZM32 103V104H31ZM40 103V104H39ZM53 103V104H52ZM176 103V102H175ZM205 103V104H204ZM207 103V104H206ZM216 103V104H215ZM228 103V104H226ZM240 103V104H239ZM245 103V105H244ZM250 104L249 107L247 106V104ZM47 104V106H46ZM171 104V103H170ZM169 104V105H170ZM205 106V108L208 110V111H205V113L207 112V114L205 115L204 114V110H206L203 106ZM211 105L209 107V105ZM216 105V106H212V105ZM226 104V105H225ZM40 105V106H39ZM61 105V106H60ZM204 108L202 109V111L200 110L201 107ZM219 105V106H218ZM224 105V106H223ZM232 105V106H231ZM56 106V107H55ZM65 106V107H63ZM173 106V110L175 109L176 112L178 110L181 109V105L180 104H177L174 105L172 104ZM180 106V107H179ZM197 109H196V107ZM208 106V107H207ZM239 106V107H238ZM246 106V109L248 108L250 110V113L249 110H245L243 107ZM179 109H178V108ZM195 108V110L193 108ZM216 107V108H215ZM219 107V108H218ZM231 107V108H229ZM234 107V108H232ZM238 107V108H237ZM253 107H255L254 111H256V114H254L255 112L253 111ZM36 108V109H34ZM57 108V109H56ZM59 108V109H58ZM62 108V109H61ZM209 108H213L214 110H216V113L217 115H215L212 111H214L213 109H209ZM221 108V109H220ZM224 108V109H223ZM228 108V109H227ZM150 108L147 107L145 109V113L148 112ZM178 109V110H177ZM223 109V111L221 112V110ZM241 109V110H240ZM46 110V111H45ZM174 110V111H175ZM194 110V111H193ZM197 110V111H196ZM232 112H230V111ZM262 110V111H261ZM37 111V112H36ZM201 113H199V112ZM219 111V112H217ZM229 111V112H228ZM242 111V112H241ZM34 112V113H33ZM192 112V113H191ZM203 112V113H202ZM210 114H209V113ZM215 112V111H214ZM241 112V113H240ZM248 112V113H247ZM260 112V113H258ZM263 112V113H262ZM36 113V114H35ZM231 113V114H230ZM234 113V114H233ZM246 113V114H244ZM66 113H64L65 115ZM71 114V115H70ZM137 114H140V113H136L135 115ZM196 114V115H195ZM203 114V115H202ZM71 116L72 119L76 120V119H79V115H77L76 113H67L65 116ZM73 115V116H72ZM134 115V118H139L141 116L140 115H137L135 116ZM149 115V113H148ZM199 115V116H197ZM209 116L210 117H206L205 116ZM212 115V117H211ZM246 115V116H245ZM255 115V116H253ZM261 115V116H260ZM78 116V118H77ZM151 116V114L149 115ZM227 117L224 119V117ZM248 116V117H247ZM251 116V117H249ZM253 116V117H252ZM257 116V117H256ZM201 117V118H200ZM204 117V118H203ZM218 117V118H217ZM223 117V118H222ZM263 117V118H262ZM200 118V119H199ZM203 118V119H202ZM210 118V119H209ZM215 118V119H214ZM217 118V120H216ZM261 120H260V119ZM137 119H135L134 121H137ZM214 119V120H213ZM228 119V120H227ZM199 120H201V122H199ZM204 120V121H202ZM207 120H210V121H207ZM132 121V120H131ZM153 121V120H152ZM207 121V122H205ZM216 121V122H215ZM221 122V123H220ZM262 122V123H261ZM135 123V122H134ZM216 123V125H215ZM219 125H218V124ZM231 123V124H230ZM236 124V125H235ZM257 124V125H256ZM1 125V124H0ZM231 125V126H230ZM235 125V126H234ZM252 126V127H251ZM255 126V127H254ZM207 127V128H206ZM224 127V128H223ZM237 127V128H236ZM261 129H259V128ZM213 130H212V129ZM229 128V129H228ZM251 128V130H250ZM257 128V129H256ZM209 129V130H208ZM256 129V131H255ZM156 130V131H155ZM196 130V131H195ZM200 130V132L198 131ZM211 130V131H210ZM227 130V131H226ZM259 130V131H258ZM152 133H151V138L154 140L158 137V133L159 130L157 131V129H152ZM208 131V132H206ZM252 131V132H251ZM255 131V132H254ZM156 132V133H155ZM202 132V133H201ZM160 133V132H159ZM200 148V147H199ZM54 150V149H53ZM53 152V151H51ZM48 157V155L45 156V158L41 159L38 163V168L40 169V172L42 173V171L44 172L46 168V163L44 160H46ZM262 159V158H261ZM6 161V160H5ZM42 163V165H41ZM3 167V169H2ZM7 165H1L0 166V205H2V193H3V190L6 189L7 192H12L13 191V188H12V184H10V182L7 180H2L3 177H10L11 173L13 174V169L11 168V170H6ZM47 170V169H46ZM6 171L4 174L3 172ZM8 171L10 173H8ZM43 174V173H42ZM9 175V176H8ZM8 181V182H7ZM50 181H52L50 179ZM6 183H8L9 185H7ZM11 185V186H10ZM10 186V187H9ZM6 187V188H4ZM4 188V189H2ZM12 188V189H11ZM1 209V208H0ZM178 226L177 224H170L169 227H168V231H163L161 229H149L148 231H141V229L137 228L135 229H122L121 231H119L118 233L115 231L114 233V237L117 239L115 240L112 244V249L113 250H117V249H121L122 251H125L127 253H139V254H146L148 253L149 249L150 248H153L155 247V245H158V239H162L160 237H164L163 239H167V238H170V237H177V238H183L185 236H198V235H215L212 231L214 230H210V229H207V228H202V226H197V227H194L192 228L191 227V220L189 221H185L182 225H180V227H176ZM176 227V228H175ZM261 228V229H260ZM263 228V229H262ZM257 231H256V230ZM251 228V229H235L233 230V234H232V230L230 232H227V233H230L231 235H235V234H244V235H247L249 236V241H248V246L246 247V249L249 251L250 255L248 260H245L242 258H239L238 257L236 258L237 260V263H236V260L234 263L232 264H244V262H247V264H250L251 262L250 261H255L254 263H251V264H259V263H262L264 264V227H256V228ZM262 230L260 232V230ZM137 230V231H136ZM248 230V231H247ZM198 231V232H196ZM201 233H200V232ZM208 233H207V232ZM245 231V232H244ZM4 232V233H3ZM130 234H129V233ZM141 232V233H140ZM195 232V233H194ZM204 232V233H203ZM212 232V233H210ZM253 232V233H251ZM144 233V234H143ZM197 233V234H196ZM6 234V235H5ZM128 234V235H127ZM135 234V235H133ZM138 234V236H137ZM7 235H9V233L1 227V224H0V264H5L4 261H6V256L8 255V244H7ZM130 235V236H129ZM133 235V236H132ZM135 236V237H134ZM120 237V238H118ZM123 238V242L121 243H117L119 241H122V238ZM132 237V238H131ZM130 238H131V243H130ZM129 239V243L127 242ZM135 242H134V240ZM251 239V240H250ZM261 239V240H260ZM259 240V241H257ZM263 240V241H262ZM125 241V242H124ZM141 243H140V242ZM256 241V242H255ZM127 242V243H126ZM139 242V243H138ZM123 243V244H122ZM126 243V244H124ZM253 243V244H252ZM128 244V245H127ZM130 244H132L130 246ZM116 245H120V246H117L119 248H116ZM2 246V247H1ZM115 246V247H114ZM124 247V248H123ZM160 247H163L162 245H160ZM239 246L236 247V249L238 248ZM4 248V249H3ZM130 248V249H129ZM134 248V249H133ZM253 248H256L255 250ZM235 249L234 247V251L237 252V250ZM251 249V250H250ZM262 249V250H261ZM163 250V249H161ZM262 252H261V251ZM138 251V252H136ZM259 252L260 254H258L257 252ZM144 252V253H143ZM256 253V254H255ZM258 254V255H257ZM255 256V257H254ZM258 256V257H257ZM242 259V260H240ZM257 259V260H256ZM2 261V262H1ZM240 261V262H239ZM242 261V262H241ZM257 262V263H256ZM226 264V263H224Z\"/></svg>",
  "mask_w": 264,
  "mask_h": 264
}]
</instances>
